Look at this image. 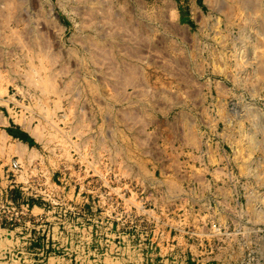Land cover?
<instances>
[{
    "label": "rangeland",
    "instance_id": "374dc122",
    "mask_svg": "<svg viewBox=\"0 0 264 264\" xmlns=\"http://www.w3.org/2000/svg\"><path fill=\"white\" fill-rule=\"evenodd\" d=\"M19 1L0 0V264H264V6L261 30L232 0Z\"/></svg>",
    "mask_w": 264,
    "mask_h": 264
},
{
    "label": "bare ground",
    "instance_id": "6f19581e",
    "mask_svg": "<svg viewBox=\"0 0 264 264\" xmlns=\"http://www.w3.org/2000/svg\"><path fill=\"white\" fill-rule=\"evenodd\" d=\"M21 1V0H20ZM19 1V2H20ZM222 1V0H221ZM232 1H240L241 2V4L240 5H242L243 6V8L244 9H246V10H253L254 12L256 11V15H255V17H251V19L250 18H248V19H246V20H250V22L249 23H251V27L252 28H255L256 29V27H254L255 25L254 24H256V25H258V26H261L262 27V29L261 30H263V24H261V20H260V17L262 18V8H263V1L264 0H232ZM231 1V2H232ZM23 2V1H22ZM218 2V1H217ZM23 4V3H22ZM223 6V5H222ZM21 7H23L22 5H21ZM224 7V6H223ZM222 7V8H223ZM226 8H230L229 9V11H231L233 8H234V6L233 5H230V4H228L226 7H224L223 9H226ZM230 13H232V12H230ZM254 16V15H253ZM233 17V14H228L227 15V18L228 19H231ZM252 18L254 19V18H256L255 19V21H253L252 20ZM165 22V21H164ZM248 22V21H247ZM33 23V22H32ZM250 25V24H249ZM29 26V25H28ZM29 28V27H28ZM250 28V27H249ZM33 29H34V27H33ZM260 29V28H259ZM31 31V30H30ZM34 31V30H33ZM36 31V30H35ZM261 32V31H260ZM35 33V32H34ZM242 33H243V36L246 38V36H247V34H246V30H243L242 31ZM261 33H263V32H261ZM258 34H260V33H258ZM247 38H248V36H247ZM250 38V37H249ZM246 40V39H245ZM261 40V39H260ZM48 43V42H47ZM245 43H246V41H245ZM244 43V44H245ZM246 45V44H245ZM198 49V48H197ZM263 49V48H262ZM256 50V49H255ZM37 51V50H36ZM35 51V52H36ZM259 51V50H258ZM48 52V51H47ZM40 53V52H39ZM38 53V54H39ZM262 53V52H261ZM49 54V53H48ZM64 54H66V53H64ZM88 55H90L89 53H87ZM255 54H256V52H255ZM52 55V54H51ZM63 55V54H62ZM257 55V57H256V60H257V65H256V70H255V73H256V78L257 79H260V80H262L261 82H264V55L263 54H256ZM45 56H47V55H45ZM69 56V55H68ZM43 57V56H42ZM42 57H40L41 59H42ZM44 58H46V57H44ZM87 58V57H86ZM95 58V57H94ZM39 60V62H44V60H46V62H47V58L46 59H44V60ZM69 59V58H68ZM83 59L85 60V58L83 57ZM89 59V58H88ZM121 59V58H120ZM240 59V58H239ZM38 60V59H37ZM63 60V59H62ZM65 60V59H64ZM136 60V59H135ZM255 59H254V61H256ZM48 61H50V60H48ZM56 62V61H55ZM54 62V63H55ZM86 62V61H85ZM252 62V61H251ZM48 63V62H47ZM67 63H68V61H67ZM84 63V62H83ZM44 66H43V65ZM33 65L35 66V63H33ZM32 65V66H33ZM41 65H42V67L41 68H43L44 67V69L46 68V66L47 65H45V63H41ZM40 65V66H41ZM51 65V64H50ZM70 65V64H69ZM236 65V64H235ZM238 65V64H237ZM241 64H239V66H240ZM33 66V67H34ZM37 66V65H36ZM87 66V65H86ZM238 66V67H239ZM31 68V67H30ZM39 68V67H38ZM40 68V69H41ZM220 68V67H219ZM34 69V68H33ZM32 69V70H33ZM246 69V68H245ZM48 69H46V71H47ZM110 70V69H109ZM223 70V69H222ZM33 71H35V69L33 70ZM37 71V70H36ZM45 71V70H44ZM72 72H74V71H72ZM71 72V73H72ZM254 72V71H253ZM36 74L37 73H39V72H35ZM34 73V74H35ZM41 73V72H40ZM50 74H52V73H50ZM70 75V74H69ZM78 75V74H77ZM80 75V74H79ZM34 76V75H33ZM42 76V75H41ZM71 76V75H70ZM74 75H72L71 76V78H70V82H71V80L72 81H75V78L73 79L72 77H73ZM81 76H82V74H81ZM49 77H51V75L49 76ZM80 77V76H79ZM32 78H34V77H32ZM31 78V79H32ZM42 78V77H41ZM86 78V77H85ZM46 79V77L44 78V80ZM50 79V78H49ZM81 79L83 80V78L81 77ZM80 79V80H81ZM234 79V78H233ZM33 80H36V79H33ZM42 80H43V78H42ZM46 80H48V79H46ZM87 80V79H86ZM37 81H38V79H37ZM48 81H50V80H48ZM46 82V81H45ZM44 82V83H45ZM70 82H68V83H70ZM42 83V82H41ZM81 83V82H80ZM77 84V83H76ZM75 84V85H76ZM72 85V84H71ZM69 86V85H68ZM72 86H74V85H72ZM70 89H72V88H70ZM3 90V89H2ZM73 90H75V89H73ZM78 91V90H77ZM225 91V90H224ZM71 92V91H70ZM74 91H72V93H73ZM153 95V94H152ZM74 96V95H73ZM72 96V97H73ZM76 96H82L81 95V93H79L78 95H76ZM75 96V98H77ZM79 97V98H80ZM78 98V99H79ZM77 99V100H78ZM152 99V98H151ZM153 100V99H152ZM79 101H80V99H79ZM78 101V102H79ZM80 113H81V111H80ZM234 113H235V111H234ZM227 114V113H226ZM80 114H78V116H79ZM83 119V118H82ZM1 120V119H0ZM2 121V120H1ZM3 123V122H2ZM4 125V124H3ZM29 127V126H28ZM38 128H36V130H37ZM117 129V128H116ZM35 130V129H34ZM190 130V129H189ZM241 131H242V129H241ZM1 132V131H0ZM31 133V132H30ZM36 133V132H35ZM119 133V132H118ZM142 134V133H141ZM7 135V134H6ZM100 135V134H99ZM115 137V136H114ZM251 137V136H250ZM248 138V141H247V144H248V146H249V152H251V150H253L254 148H256L255 146H256V144H255V141H254V139H252V138ZM138 139V138H137ZM229 139V138H228ZM247 139V138H246ZM143 140V139H142ZM172 140V139H171ZM190 140V139H189ZM6 141V140H5ZM194 142V141H193ZM243 142H244V140H243ZM103 143V142H102ZM140 143V142H139ZM171 143V142H170ZM55 145V144H54ZM85 145V144H84ZM192 145H194V144H192ZM80 146V145H79ZM190 146V145H189ZM15 147H16V145H15ZM87 147V146H86ZM108 147V146H107ZM195 147V146H194ZM216 148V147H215ZM16 149V148H15ZM197 149V148H196ZM9 150V149H8ZM104 150V149H103ZM182 151V150H181ZM23 152V151H22ZM255 152V151H254ZM2 153V152H1ZM31 153V152H30ZM54 153V152H53ZM105 153V152H104ZM253 153V152H252ZM38 154V153H37ZM127 154V153H126ZM189 154V153H188ZM13 155V154H12ZM157 155V154H156ZM218 155V154H217ZM25 156V155H24ZM118 156V155H117ZM116 156V157H117ZM175 156V155H174ZM194 156V155H193ZM203 156V155H202ZM6 158V157H5ZM28 158V157H27ZM110 158V157H109ZM224 158V157H223ZM115 160V159H114ZM199 160V159H198ZM111 161V160H110ZM30 162V161H29ZM83 162V161H82ZM185 162V161H184ZM208 162V161H207ZM213 162V161H212ZM29 164V163H28ZM20 165V164H19ZM81 165V164H80ZM189 165V164H188ZM15 166V165H14ZM195 168V167H194ZM13 169V168H12ZM15 169V168H14ZM16 170H17V168H16ZM223 171V170H222ZM227 171V170H226ZM18 172V171H17ZM21 172V171H20ZM129 172V171H128ZM219 172V171H218ZM221 172V171H220ZM203 173V172H202ZM224 173V172H223ZM136 174V173H135ZM195 180V179H194ZM223 182V181H222ZM201 185H203V184H201ZM177 186V185H176ZM187 186V185H186ZM208 187V186H207ZM215 187V186H214ZM217 187V186H216ZM209 188H210V186H209ZM202 189V188H201ZM220 189V188H219ZM176 190V189H175ZM185 190V189H184ZM191 190V189H190ZM178 191V190H177ZM186 191V190H185ZM179 192V191H178ZM201 192V191H200ZM203 192V191H202ZM191 193V192H190ZM206 197V196H205ZM224 197V196H223ZM224 200V199H223ZM252 200V199H251ZM163 201V200H162ZM253 201V200H252ZM255 201V200H254ZM228 202V201H227ZM251 202V201H250ZM186 204V203H185ZM198 204V203H197ZM252 204V203H251ZM254 206V205H253ZM252 209L253 210H255V212L256 211H260L259 209H258V207H252ZM261 212V211H260ZM240 213V212H239ZM242 213V212H241ZM219 220V219H218ZM216 227V226H215ZM241 232V231H240ZM237 242V241H236ZM229 245H230V243H229ZM220 254V253H219ZM219 257V256H218Z\"/></svg>",
    "mask_w": 264,
    "mask_h": 264
}]
</instances>
